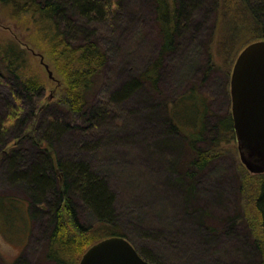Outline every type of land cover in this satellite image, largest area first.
I'll return each instance as SVG.
<instances>
[{"label": "rangeland", "instance_id": "374dc122", "mask_svg": "<svg viewBox=\"0 0 264 264\" xmlns=\"http://www.w3.org/2000/svg\"><path fill=\"white\" fill-rule=\"evenodd\" d=\"M180 1V28L173 49L161 56L155 89L147 86L125 99L112 95L127 73L160 58L155 2L119 0L105 21L92 25L108 62L85 113L54 105L65 81L48 38L29 23L28 14L15 18L0 2V45L7 49L15 43L23 50V79L35 85L32 92L23 91L0 61V197L14 199L12 206L0 200V264H56L44 256L53 228L47 204L52 191L38 199L27 174L13 176L10 170L12 159L16 169L26 170L43 154L52 156L59 181L61 168L81 162L102 177L115 197L117 227L159 262L264 264V230L257 223L251 184L257 178H249L240 162L231 116L230 76L243 46L232 57L217 52L221 21L215 0ZM230 27L227 23L226 34ZM165 105L178 130L170 129ZM99 107L98 120L92 113ZM50 120L56 129H47ZM198 130L202 138L194 145L208 159L189 177L185 173L192 171L188 166L195 155L184 134L194 137ZM68 196L77 220L97 227L78 192L71 187ZM207 226L215 232L208 233Z\"/></svg>", "mask_w": 264, "mask_h": 264}, {"label": "trees", "instance_id": "16d2710c", "mask_svg": "<svg viewBox=\"0 0 264 264\" xmlns=\"http://www.w3.org/2000/svg\"><path fill=\"white\" fill-rule=\"evenodd\" d=\"M118 1L0 0L9 7L15 18L28 14L29 23L35 26L36 31H41L44 38H48L52 46L50 48L55 58L57 72L65 81L63 96L54 104L55 106H64L66 110L73 113H85L89 107L93 106L92 104L89 106L88 99L106 67L108 54L103 44L98 40L101 34H97V29L92 25L105 21L114 7H117L115 4L119 5ZM154 2L155 21L161 39L160 58L136 74L127 73L121 84L116 86V91L112 95L114 98H128L147 86L155 89L161 56L173 49L174 37L180 28L177 19L184 5L182 6L183 3L179 0H154ZM214 8L218 21H221V27H218V53L231 52L232 57L242 46L244 47L255 40H264V0H215ZM227 23L231 25L228 34L224 31ZM1 48L0 45L2 64H6L7 70L18 80L23 91L32 92L35 89L34 82L30 79H23V50L16 47L15 43H10L7 49ZM175 102L168 105L169 109L173 108ZM168 106L165 105L169 113ZM102 109L101 107L97 108L92 116L99 120L102 117V111H100ZM166 120H168L171 130H178L179 126L174 121L171 112L166 116ZM50 121L52 123L47 126V129H56L55 120ZM225 127L230 130L231 122L228 121ZM43 132L46 133V131ZM202 134L203 130H198L194 137L184 134L195 155L188 166V170L192 171H186L189 172L188 174L185 173L189 177L193 175V170H195L193 168L202 169L208 159L207 152L194 145L202 138ZM34 140L38 141L36 138ZM50 150L52 151V149L48 151L51 152ZM14 154H11L10 157L16 158ZM10 162L13 176L18 174L25 177L27 174V182L33 186L34 196L38 199L43 197L46 191H52L54 199L47 204L53 228L46 245L44 255L46 259L54 261L56 264H77L82 254L95 242L109 236H123L150 264H164L155 259L151 250H145L131 240L125 229L117 227L116 213L113 207L115 197L110 192L107 182L102 177L98 178L85 163H76L69 167H63L61 163H58L63 167L61 168L63 177L59 181L51 155H39L37 161L26 170L16 169L15 159ZM250 175L249 178L252 176L257 178L253 179L255 183H251L255 190L253 192V208L257 223L264 230V173ZM71 187L78 192L80 199L94 212L97 227L86 226L77 220L68 196V189ZM0 200H10L9 205H11V201L14 199L0 197ZM207 227L208 233L215 232L212 227ZM91 233L90 238L83 236ZM17 264L23 263L20 261Z\"/></svg>", "mask_w": 264, "mask_h": 264}, {"label": "water", "instance_id": "95a60500", "mask_svg": "<svg viewBox=\"0 0 264 264\" xmlns=\"http://www.w3.org/2000/svg\"><path fill=\"white\" fill-rule=\"evenodd\" d=\"M40 61L53 78L48 64ZM232 126L241 164L251 174L264 173V40L246 44L230 76ZM78 264H150L123 236L105 237L82 254Z\"/></svg>", "mask_w": 264, "mask_h": 264}, {"label": "bare ground", "instance_id": "6f19581e", "mask_svg": "<svg viewBox=\"0 0 264 264\" xmlns=\"http://www.w3.org/2000/svg\"><path fill=\"white\" fill-rule=\"evenodd\" d=\"M12 144V143H11Z\"/></svg>", "mask_w": 264, "mask_h": 264}]
</instances>
